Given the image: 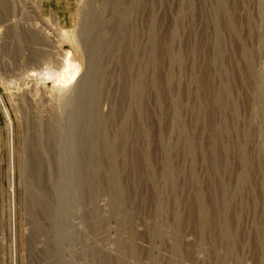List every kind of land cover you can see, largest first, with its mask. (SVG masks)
I'll return each mask as SVG.
<instances>
[{
    "label": "rangeland",
    "instance_id": "1",
    "mask_svg": "<svg viewBox=\"0 0 264 264\" xmlns=\"http://www.w3.org/2000/svg\"><path fill=\"white\" fill-rule=\"evenodd\" d=\"M38 2L0 1V264H264V0Z\"/></svg>",
    "mask_w": 264,
    "mask_h": 264
},
{
    "label": "bare ground",
    "instance_id": "2",
    "mask_svg": "<svg viewBox=\"0 0 264 264\" xmlns=\"http://www.w3.org/2000/svg\"><path fill=\"white\" fill-rule=\"evenodd\" d=\"M0 1H3V0H0ZM26 1V0H25ZM37 12L39 13L44 5H43V0H39L38 2V6H37ZM259 9V8H258ZM259 13V12H258ZM100 14V13H99ZM264 15V14H263ZM53 21H55V24H58L60 23V17L58 14H55L53 13ZM41 18V17H40ZM99 19V18H98ZM42 20V19H41ZM253 19H252V23H253ZM256 22V21H254ZM262 22V21H261ZM94 25L96 26V32H95V35L92 33L90 34V37H88L86 39V34L84 35V38L86 40V45L88 47V50H92V62H91V69L87 71L86 75H85V78L88 80L89 79V76L91 75L92 73V69H94L95 65H96V61H95V57L94 56L96 54V52L100 49L101 47V44H102V40L103 38L106 36L107 34V29L104 27V23H105V20H99L97 21L96 18H95V21L93 22ZM100 24H102L100 26ZM257 25V24H256ZM36 26V25H35ZM30 28V26H29ZM32 28V26H31ZM34 28V26H33ZM36 28V27H35ZM263 28V27H262ZM261 27L259 28V31H260ZM32 30V29H31ZM254 30V29H253ZM257 30V28H256ZM262 30V29H261ZM40 31L43 32V29H41ZM255 31V30H254ZM64 32V35L65 37H67L68 39V32L66 31H63ZM258 32V30L256 31ZM260 32H263L260 31ZM255 34V32H254ZM260 34V33H259ZM257 36V35H256ZM259 36V35H258ZM257 36V37H258ZM261 36V35H260ZM259 38V37H258ZM263 40V39H262ZM256 46V45H255ZM53 47L54 49H46V51H41L39 53H30L29 54V59H28V64H29V73L30 75H33V76H39L41 77L42 75H44V77L46 76V78H50L54 81L55 85L57 86H64V85H67V84H70L71 82H73L75 79H76V76L78 75V73L80 72L81 70V64L79 62V60L77 59L75 53L73 52L72 49H66L63 45V43L61 42V39H58V38H54V46H51ZM263 47V46H262ZM259 48V47H258ZM253 49V48H252ZM262 49V48H261ZM256 51V50H255ZM262 51V50H261ZM258 53V52H257ZM251 55V54H250ZM259 55V53H258ZM256 57V56H255ZM254 57V58H255ZM261 57V56H260ZM251 58V68H252V57L250 56ZM258 58V57H257ZM264 61V60H263ZM257 63V62H256ZM262 63V62H261ZM262 65V64H261ZM42 66H44L43 68H41ZM256 66V64H255ZM258 67V66H257ZM260 67V66H259ZM256 68V67H255ZM259 69V68H258ZM255 71V70H254ZM263 72V71H262ZM257 74V73H256ZM255 76V75H254ZM253 76V77H254ZM259 76V75H258ZM258 76L256 79H258ZM264 76V75H263ZM255 79V78H254ZM264 79V78H263ZM259 80H261V78H259ZM256 81V80H255ZM258 81V80H257ZM264 81V80H262ZM259 82V81H258ZM256 82V83H258ZM88 83V82H86ZM260 83V82H259ZM264 84V82H262ZM262 83L261 86H262ZM260 86V88H261ZM258 87V85H257ZM258 88V89H260ZM262 89V88H261ZM257 90V89H256ZM255 90V91H256ZM254 93H256L254 90H252ZM259 91V90H258ZM262 96V94H260ZM261 96H257V97H261ZM256 98V97H255ZM254 98V100H256ZM264 98V97H263ZM262 98V99H263ZM260 99V98H259ZM258 100V99H257ZM261 100V99H260ZM262 101V100H261ZM264 101V100H263ZM261 103V102H260ZM258 104V103H257ZM264 104V103H263ZM258 106V105H257ZM259 113V111H257ZM262 112V111H261ZM260 112V114H261ZM256 113V112H255ZM264 114V113H262ZM254 115V114H253ZM257 114H255V117ZM259 115V114H258ZM260 117V115L258 116V118ZM262 117V116H261ZM264 118V117H263ZM256 119V118H255ZM61 121L62 122H65L67 121L65 119V117H62L61 118ZM261 122V121H260ZM263 125H264V122H263ZM264 128V127H263ZM262 128V129H263ZM264 130V129H263ZM262 132V130H261ZM8 133H9V142H10V145H11V154H12V150L14 151V124H13V121L12 119L9 117V123H8ZM263 134V133H262ZM13 148V149H12ZM264 150V149H263ZM262 156V155H261ZM12 159V157H11ZM260 159V158H259ZM258 159V161H260ZM262 159V158H261ZM264 160V159H263ZM263 160H261L263 162ZM260 163V162H258ZM264 164V163H263ZM261 168V167H260ZM264 169V168H263ZM260 171V169H259ZM261 171H263L261 169ZM11 177L13 178L14 177V172L11 170ZM262 180V179H261ZM54 183V182H52ZM46 185V184H45ZM49 185V184H48ZM54 188V187H53ZM57 190H58V187L56 186V189H55V192L57 193ZM61 190V188H60ZM10 193H11V202H12V211H13V219H12V233L14 234L15 231H16V218H15V206H16V194L13 190V188H10ZM55 195V193H54ZM264 203V201H263ZM260 214H261V217L260 219H262V223L260 225V229H261V232L264 236V205H263V208L259 211Z\"/></svg>",
    "mask_w": 264,
    "mask_h": 264
}]
</instances>
